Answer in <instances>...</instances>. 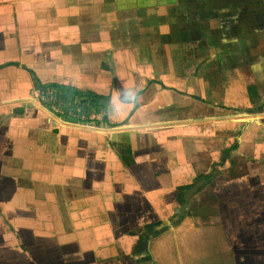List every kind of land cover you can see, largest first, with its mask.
<instances>
[{"label": "crops", "instance_id": "0c3cea01", "mask_svg": "<svg viewBox=\"0 0 264 264\" xmlns=\"http://www.w3.org/2000/svg\"><path fill=\"white\" fill-rule=\"evenodd\" d=\"M50 84L108 123H60L33 100ZM248 105L264 0H0V264H264V124L229 111Z\"/></svg>", "mask_w": 264, "mask_h": 264}, {"label": "trees", "instance_id": "16d2710c", "mask_svg": "<svg viewBox=\"0 0 264 264\" xmlns=\"http://www.w3.org/2000/svg\"><path fill=\"white\" fill-rule=\"evenodd\" d=\"M38 89L41 94L49 95V97L56 96L58 99H61L62 103L59 104L57 101L55 106L61 110L59 114L62 118H75L76 110L80 108L86 116H91L89 114H94L96 116L101 114V120L95 119V117L91 118V124L100 127L103 123H108L106 115L107 107L103 103L104 98L101 95L89 91H78L75 88L61 84L39 85ZM236 148L237 144L234 146V149ZM202 180H207V177L205 175L200 176L197 178L196 182ZM161 225L162 223H157L150 227H159ZM163 231L164 230H157L154 236H158Z\"/></svg>", "mask_w": 264, "mask_h": 264}, {"label": "rangeland", "instance_id": "374dc122", "mask_svg": "<svg viewBox=\"0 0 264 264\" xmlns=\"http://www.w3.org/2000/svg\"><path fill=\"white\" fill-rule=\"evenodd\" d=\"M38 93V92H37ZM261 108V109H260ZM82 110V109H81ZM237 110H239V111H237ZM230 112H238L240 115H242L243 114V116H245V115H247V117H248V121H253V120H255V119H257V122L256 123H258V122H262L263 124H264V105L263 106H260V107H257V106H245V107H240V108H235V109H230L229 110ZM89 115H91L90 117L91 118H94L96 115H94V114H89ZM100 117H101V115H99ZM98 116V117H99ZM243 116H240V119H242L243 118ZM97 117V116H96ZM96 117H95V119H96ZM246 117V116H245ZM247 121V120H246ZM250 122V123H251ZM253 123V122H252ZM246 124L248 125V123L246 122ZM66 126V125H65ZM67 127H73V126H67ZM73 128H79V127H77V126H74ZM188 194V193H187ZM1 222V221H0ZM40 227L42 226V224H38ZM36 236V238H37V241H38V243H39V245L37 246V248H38V250L35 252L36 253V255H37V257H38V263L39 262H41V263H46L47 261H48V258L45 256L46 254L43 252V251H41V246L44 244V242H45V240H43L42 241V244H41V239H40V237H38V235H35ZM41 238H45V236L44 237H41ZM0 242H3V244L8 248V245H10L11 243H12V241H11V236L8 234V231H5L4 232V235L3 236H0ZM46 247H48V246H46ZM28 249V248H27ZM29 250V249H28ZM24 251V250H23ZM25 252V251H24ZM24 252L23 253H20V254H18V252L16 253V252H14L13 253V255H16V259H22V260H24L23 261V264L24 263H29L30 262V264H31V262H33V258L32 257H30L29 255H28V253L27 254H25L24 255ZM27 252V251H26ZM33 256V255H32ZM12 259H13V257H12ZM27 263V264H28Z\"/></svg>", "mask_w": 264, "mask_h": 264}, {"label": "built area", "instance_id": "2783aa9c", "mask_svg": "<svg viewBox=\"0 0 264 264\" xmlns=\"http://www.w3.org/2000/svg\"><path fill=\"white\" fill-rule=\"evenodd\" d=\"M33 100L38 106L42 107L43 109H47L60 122L68 123L72 126H78V127L91 126L92 129L95 126V124L93 125L90 123L91 117L84 115L83 111L80 108L76 110L75 118L72 117L62 118L59 114L61 110L55 106L57 101L59 104L62 102L61 99H58L56 96L49 97V95L41 94L39 92L37 93L35 98H33Z\"/></svg>", "mask_w": 264, "mask_h": 264}, {"label": "flooded vegetation", "instance_id": "af4514ba", "mask_svg": "<svg viewBox=\"0 0 264 264\" xmlns=\"http://www.w3.org/2000/svg\"><path fill=\"white\" fill-rule=\"evenodd\" d=\"M54 117V116H53ZM56 118V117H55ZM59 121V120H58ZM60 122V121H59ZM60 123H62V124H67V125H70V124H68V123H63V122H60ZM70 126H72V125H70ZM6 206V205H5ZM6 208H7V206H6Z\"/></svg>", "mask_w": 264, "mask_h": 264}]
</instances>
